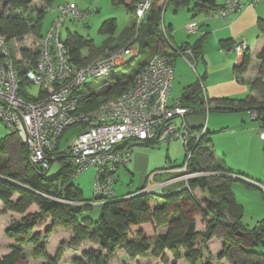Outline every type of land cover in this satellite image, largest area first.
<instances>
[{"label": "trees", "instance_id": "obj_1", "mask_svg": "<svg viewBox=\"0 0 264 264\" xmlns=\"http://www.w3.org/2000/svg\"><path fill=\"white\" fill-rule=\"evenodd\" d=\"M2 1L7 5V12L3 14L0 11V33L5 38V42L8 43L10 41L15 42L27 34L42 37L44 17L56 0H44V5L40 8L31 7L33 0ZM139 1L114 0L116 3H125L130 12L135 11V4ZM170 1L177 7L190 6V10L195 16L201 12L218 10L225 4L219 5L216 0ZM162 16L163 5L160 0H156L141 23L138 24L133 17L131 24L118 37L110 36L100 47H96L92 41L78 34H73L72 44L65 40L71 49L74 61L80 65L91 61L100 53H104L105 50L125 47L134 41L139 46L138 60H135L137 55L131 59L136 61L135 64L129 60L120 66L126 70L122 71L121 69L112 72L108 77L93 79L76 90L78 94H86V97L79 103V111L94 109L102 102L113 100L124 90L131 88L140 71L155 55H170L171 57L177 55L175 50L169 52L172 45L161 29ZM108 24L110 25L107 28ZM116 27V20L110 19L104 22L102 31L108 29L110 33H113ZM137 33L138 36L136 37ZM167 34L172 42L169 31ZM221 42L223 47H227L233 41L229 39ZM202 43L203 40L200 39L191 48L193 55H201ZM82 47L89 48L90 54L88 56L82 54ZM176 48L179 51H185L188 44L176 46ZM18 52L22 59L28 60L29 66L32 67L36 64L38 52L31 55L25 48H19ZM3 58L4 55L0 52V60ZM259 58L264 61V47ZM17 60L18 58L15 61L19 74L23 85H26L28 81L25 79V71L28 65ZM250 61L249 48L241 50L235 62V71L239 74L245 73ZM110 82L112 84L107 90L96 91L97 87L95 86L98 83L104 85ZM180 98L191 107L202 106L205 101L203 85L200 82L192 84L187 87ZM248 99L239 100V102L241 105L245 103L255 104L254 101ZM210 101L213 102L214 100L210 99ZM233 101L234 99L222 98L220 102H213L214 105L210 110L231 109L228 104ZM262 103L256 107V110L257 118L264 122V101ZM197 111L199 110H195V112ZM74 128L77 129L76 132L78 131L75 126L66 129L56 149L48 154L50 167L55 161H59L61 165L59 171L54 175L49 174L50 168L45 169L31 162L28 149L22 143L20 156L24 166L22 170L13 168L9 159L3 157L4 154L8 153V141L10 139L0 140V201L6 207L18 208L22 212H27L33 204L39 208V211L28 212L21 220L13 221L7 230L10 237H28L36 245V253L48 258L46 244L42 243V238L60 225L73 230L72 244L75 247L84 242L96 244V247L84 249L81 256L74 258L75 264H111L110 259L120 248H125L133 258L152 256L167 261L166 251L176 254L177 257L175 256V258L178 259L181 253L180 247L183 245L186 249L181 255H184L188 264H199L198 262L203 258V255L197 244V238L201 235L197 230V217H201L208 226L206 234L202 235L205 241L210 238L213 229L218 224H222V228L227 233L226 255L234 264H264V253L251 250V247L257 245L258 242L264 244V220L254 228H248L242 220L244 216L243 207L235 201L230 183L222 182L212 186V184H208L210 176L193 177L189 181V187L182 185L181 188L163 191L160 194L156 192L152 194L138 193L140 190L136 191L138 194L132 192L134 194L132 196H128L131 195V192L121 197L115 194L107 201L100 203L102 207L101 216L97 220H93L89 215V210L94 206V199L86 201L83 198L82 190L72 180L74 166L68 161L67 155L61 151L72 139L67 140V143L62 147L66 133ZM191 131L190 145L194 154L188 170L191 172L219 171L223 172L224 175L217 177V179L221 177H224V180H227L228 177L232 178L226 173L234 171L226 169L212 152L207 132L202 135L200 127H191ZM156 143V141L134 139L131 146H155ZM236 174L241 175V173ZM195 187L208 189L211 197L206 196L203 200H199L193 193ZM16 193L20 197L13 200ZM155 195H160L162 199L157 201ZM156 201L159 202L158 205H155ZM163 225H167L168 230L165 233H160L155 238L154 245L151 246L146 235L147 228ZM62 253V250L59 249L56 257L49 258L48 262L44 264H58ZM25 258L26 253L22 252L4 258L0 264H27ZM205 264L213 263L207 261Z\"/></svg>", "mask_w": 264, "mask_h": 264}, {"label": "built area", "instance_id": "obj_2", "mask_svg": "<svg viewBox=\"0 0 264 264\" xmlns=\"http://www.w3.org/2000/svg\"><path fill=\"white\" fill-rule=\"evenodd\" d=\"M155 1L140 0L135 4L138 24ZM169 2L160 0L164 9ZM242 5V0H227L218 9V13L221 17H228L239 12ZM57 12L50 28L40 38L36 64L27 66L26 85H23L15 58L0 33V52L4 55L0 60V121L10 128V134L16 135L27 147L31 162L49 169V152L56 149L66 129L75 126L78 131L61 151L74 166L72 180L87 168L95 167L93 203H102L116 194V174L119 167L130 163L131 142L134 139L156 141V145L174 140L184 143L186 159L183 165L158 170L149 177L153 184H158L161 191L167 185L178 182L186 183V187H189L190 178L206 174L203 171L188 170L194 153L190 145L192 131L185 116L197 109L208 113L213 103L205 95L204 104L194 108L180 97L172 98L175 80L173 57L155 55L140 71L131 88L94 109L79 111V103L86 94H78L76 90L93 79L108 77L115 68L133 59L139 50L138 43L134 41L125 47L106 50L85 64H77L69 45L62 38V29L68 18L79 21L85 19L87 14L76 2L60 4ZM200 26L198 21L191 20L185 25V30L188 34H196ZM161 29L171 43L172 51L185 57L186 53L193 55L191 49L177 50L163 23ZM247 48L242 43L235 50L240 52ZM33 85H40L38 97H32L28 91ZM206 132V126L203 125L201 134ZM260 137L264 140V123ZM167 171L175 174L165 181L155 182V175ZM155 189L147 186L139 193L152 194Z\"/></svg>", "mask_w": 264, "mask_h": 264}, {"label": "rangeland", "instance_id": "obj_3", "mask_svg": "<svg viewBox=\"0 0 264 264\" xmlns=\"http://www.w3.org/2000/svg\"><path fill=\"white\" fill-rule=\"evenodd\" d=\"M72 1L76 2L78 7L82 11L86 12L87 17L79 21L68 18L63 28V37L67 39V36L69 34L68 32L72 34H78L83 38L92 41L96 47H100L110 36L117 37L118 35H120L124 31V29L131 24V20L133 19V17H135V12H130L125 3H116L114 2V0H56L44 17L42 30H46L45 27H47L49 22L51 24L52 21L57 17V9L60 4ZM42 5H44V0H33L31 7L40 8ZM6 10L7 5L5 4V2L0 0L1 13L5 14L7 12ZM185 11L186 10L181 9L178 14H175L171 5L167 10L165 9L163 11V14L164 18H166L168 22L169 15H171L175 19H179L181 15L185 13ZM110 19L116 20L117 27L115 32L110 33L108 29L102 31L104 22ZM109 25L110 24L107 25V28L109 27ZM67 28H69V31ZM40 38V36L38 37L35 34H27L23 38H20L15 42H8L7 48L15 59L18 58L17 61L24 64L27 63V65H29L28 60L22 59L21 55H19L18 50L19 48H25L29 51V53H31V55L37 53L40 45ZM82 53L84 56H88L90 54L89 48L85 47ZM101 54L102 53H100L99 55ZM138 54L139 53L136 54L137 56L135 57V60H138ZM99 55L94 58L99 57ZM135 60H131V62L135 64ZM261 62V68H257L258 71L256 70L254 79L257 80L255 81V91L259 94L260 97H263L264 85H261L260 81H264V61L261 59ZM250 64L251 61L249 63L248 69L250 67ZM190 68L193 70L191 65ZM121 69L122 71L126 70L123 67H117L113 70V72H117ZM243 74L245 73H242L241 75ZM175 86L177 90L176 88H174V90L172 91V98H179L182 89L180 91L177 82L175 83ZM28 91L31 93L32 97H38L40 92V85H33L32 87L28 88ZM258 102L255 101V105L260 106L262 103L261 98L258 99ZM204 113L207 116L214 115L217 123H220L222 121L218 120L221 116L228 115V119L224 122V126H230V131H234V133L231 132L226 135L216 136V142H218V144L216 145L215 152L218 153V155L223 156L224 152L222 148H225L226 150L228 149V156L232 158L233 165L237 166L236 170H241L240 168H243L244 170L249 171L251 174H255L256 176L263 178L262 182H264V140L261 139L259 134L261 132L259 130L260 122L257 120H253L252 116L248 114L246 126H238L242 123L240 114L237 115L236 113H227L224 115V113L220 111H210L208 114L206 112ZM257 116L258 114L256 111L254 113V117ZM76 130V128L68 130L65 136L66 139L62 142V147L67 143V140H70L73 137ZM13 136L14 135H10V128L6 126L2 121H0V140L7 138L8 140L10 139L8 141V153L4 154L3 157L9 159L13 168L22 170L24 163L20 156L21 142L19 141L17 136ZM168 144L169 143H161L159 144V146H132V154L135 153L136 155L137 153H140V151H142L144 152V156L143 154L141 155V160L138 162V166H121L118 168L116 174L118 176V180L114 184V188L116 189V196L121 197L129 192L136 191L138 189H141L142 187L147 186L156 187L155 192L160 194L161 188L158 186V184L153 185V183L149 179L151 174L165 167L183 165L186 159L185 145L181 140H174L170 145ZM203 145L206 146V144ZM239 157L242 161L239 160ZM60 166L61 165L59 161L53 162L50 167L49 174H56L59 171ZM203 172H205L206 174H202L201 176H210L208 178V184H212V186L221 184L222 182L228 183L227 180H224V177L217 179V177L224 175L222 174L223 172L221 173L219 171L216 172L210 170ZM241 176L243 177V175H239L238 177ZM243 179L252 182V179L249 177H243ZM95 180L96 169L93 166L87 168L74 180V183L78 185V187L82 190L83 198L86 201H90L95 197ZM158 183L160 182L158 181ZM183 184L186 187V183H182L177 184V186L171 188L178 189V187L182 186ZM231 186L233 191L236 193L237 200L244 208V216L242 219L243 223L248 228H254L255 226L259 225L260 222L264 220V191L255 186L251 187V185H247L243 181L232 182ZM163 191H167V189H163ZM193 193L199 200H203L206 196L211 197V193L209 192V190L202 189L201 187H195L193 189ZM134 194L128 196H132ZM19 197V194L16 193L13 196V200H17ZM155 197L157 201H160L158 199H162L160 195H155ZM157 201L155 205H158L157 203L159 202ZM34 211H39V208L36 204L31 205L27 212H22L19 211L18 208L6 207L5 204L0 201V263H2L4 261V258L8 256L25 252V262L27 264H44L48 262L49 258H55L58 250L61 249L63 253L58 261V264H75L73 262V259L81 256L84 249H88L93 246L96 247V244H92L90 242H84L83 244L75 247L72 244L73 230L71 228L59 225L53 230V232H51L47 236H43L42 238V243L46 244L48 258L38 255L35 251L36 245L31 242L28 237H10L7 233V230L13 221L21 220L28 212ZM101 213L102 207L100 205V202H94V206L89 210L90 217L93 220H97L101 216ZM159 227H163L161 231L164 233L168 230L167 225ZM222 227V224H218L216 228L213 229L210 235V238L214 236L216 240L214 239L212 241L209 238L207 241H205L203 240L204 237H202V235L206 234L208 226L203 222L201 217H197V230L201 233V235H199L197 238V244L203 255V258L198 262L199 264H205L207 261H210L213 264H234L226 255V247L228 244L226 242L227 233ZM156 228L158 227L150 226L146 230V235L151 242V246L154 245L155 238L160 234L156 233ZM41 230L43 231V229ZM61 245L62 247L60 248ZM180 248L181 253L178 259L175 258V256L177 257L176 254H172L171 252L166 251V258H168L167 261H163L160 258H154L152 256L147 258H133L127 253L125 248H120L110 259V263L188 264L187 259L184 257V255H181L186 248L184 245ZM251 250L257 253H264V244L258 242L257 245L251 247Z\"/></svg>", "mask_w": 264, "mask_h": 264}, {"label": "crops", "instance_id": "obj_4", "mask_svg": "<svg viewBox=\"0 0 264 264\" xmlns=\"http://www.w3.org/2000/svg\"><path fill=\"white\" fill-rule=\"evenodd\" d=\"M226 1L227 0H216V2L219 5H223ZM242 2L243 5L239 12L230 14L228 17H221L217 9L211 10L209 12H201L200 14L195 16L194 13L190 10V6L182 5L177 7L174 3L170 1L165 8L166 10L168 9L169 6L172 5L173 12L175 14H178L181 9H184L186 11L181 15L179 19H175L171 15H169L168 22L166 18H164V14H163L161 23H163L167 31H169L170 37L172 39V43L176 46H182L188 44L187 49H191L193 46L197 44V42L200 39L203 40L201 55L195 56L190 53H186V57L178 54L174 55L173 62H174L175 80L173 83L172 91L174 90V88H176L175 83L177 82L180 91L182 89L180 94L181 97L182 93L187 89V87L197 82H200L203 85L205 95L207 96V98L211 99L212 101L214 100L213 101L214 103L216 101L220 102L222 98L234 99V101L231 104H228L231 106V109L226 110L220 108V109H212L210 111H220L224 113V115L227 113H236L237 115L240 114L242 123L238 126L241 125L246 126L247 116L248 114H250L253 120H257L260 122L259 130L261 131L263 122L261 121V119L254 117L253 115L257 111L256 110L257 105L255 104L249 105L247 103L241 105L239 100L244 101L247 98H249L248 100L250 101L258 102V99L261 98V101H264V95L263 97H260L259 94L255 91V87H256L255 81L257 80L254 79V75L256 74L257 68L260 69L262 65L261 58H259V54L261 53L264 47V0H242ZM184 7H186L187 9ZM165 9L163 8V11ZM191 20H196L201 25L200 31L192 35L188 34L185 31V25ZM51 24L49 22L47 27H45L46 30L44 29L42 30V34H44L50 28ZM67 29L69 31V28ZM68 33L69 34L67 36V39L64 38L63 29H62V38L72 44L73 34L70 32ZM229 39H232L233 41L232 44L228 45L227 47H223L221 45L222 43L221 41L229 40ZM242 43L248 46L252 58L249 69L243 75L235 71V62L239 53L238 51L235 50V47L238 44H242ZM84 48L85 47H82L81 51H83ZM169 52H172V48L169 49ZM190 65L192 66L193 70L190 68ZM260 82L261 85H264V81H260ZM111 84L112 82L106 83L104 85H100L98 83L97 86H95L97 87L96 91L97 92L105 91L108 89V87ZM198 110L199 111L190 113L185 116L188 126L190 128L191 127L201 128L203 125L206 126L207 135L210 140L209 146L211 147V150L214 153L216 159L226 169H230L234 171L232 173L230 172L229 173L225 172V173L227 174V176L232 177V178L228 177L227 180L230 183V188L232 190L235 201L237 202V204L242 206L241 203L237 200L236 193L232 189L231 186L232 182L243 181L246 184H250L251 187L255 186L264 191L263 189L264 184H262L264 183L262 182L263 178H260L255 174H251L249 171L244 170L243 168H240L241 170H236L237 166L233 165L232 158L228 156L229 155L228 149L226 150L225 148H222L224 152L223 156L218 155V153L215 152L216 145L218 144V142H216V136L226 135L231 132L234 133V131H230L229 128L230 126H226V127L224 126V122L228 119L227 117L228 115L221 116L218 120H222V121L220 123H217L214 115L207 116L204 113L205 111L201 109ZM242 112H246V113H242ZM171 142H169L168 145H170ZM142 154L144 156V152L142 151H140V153H137L136 155L135 153L132 154V159L129 165L127 166L130 167L138 166V162L141 160ZM239 160H241L240 157ZM176 166H180V165H175L172 167H165V168H174ZM236 173H241V175H244L243 177L251 178L252 182L243 179L242 176L238 177L240 174H236ZM174 174L175 172H170V171L157 174L155 175V182L165 181ZM177 184H182V183L178 182L175 184L173 183L167 185L164 188V190L166 189L167 191L171 189L174 190L175 188H171V187H175L177 186ZM141 189H138L136 191H139ZM136 191H132V192L136 193ZM132 192L131 194H133ZM162 228L163 227L156 228L155 229L157 230L156 233H164L161 231ZM212 238H210V240L213 241L215 237L212 236Z\"/></svg>", "mask_w": 264, "mask_h": 264}, {"label": "clouds", "instance_id": "obj_5", "mask_svg": "<svg viewBox=\"0 0 264 264\" xmlns=\"http://www.w3.org/2000/svg\"><path fill=\"white\" fill-rule=\"evenodd\" d=\"M258 184H259V183H258ZM140 191H141V190H140ZM140 191H139V192H140ZM139 192H138V193H139ZM161 192H163V191H161ZM138 193H136V194H138Z\"/></svg>", "mask_w": 264, "mask_h": 264}]
</instances>
